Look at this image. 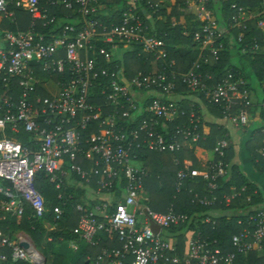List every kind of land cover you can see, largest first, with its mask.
Masks as SVG:
<instances>
[{
  "label": "built area",
  "instance_id": "2783aa9c",
  "mask_svg": "<svg viewBox=\"0 0 264 264\" xmlns=\"http://www.w3.org/2000/svg\"><path fill=\"white\" fill-rule=\"evenodd\" d=\"M142 1L128 0L125 10L121 8L119 23L108 27L95 18L103 8L101 0H0V16L4 19H13L9 8L13 7L29 13L33 20L27 31L4 33V47L0 49V181L11 185L10 188L0 186V195L4 198L0 211L20 219L27 204L35 217L41 219L47 210L35 188V176L45 174L56 188L63 178L74 176L83 186H90L96 180V194L109 199L91 209L76 206L78 239L71 242V249L77 252L81 245L96 248L101 234L117 237L121 245L119 249H102L94 264H236L239 256L253 252L262 255L263 206L240 212L242 219L237 222L240 229L231 236V252L223 251L216 241L201 238L193 231L185 232L183 251H180L177 238L167 234L185 225L189 218L172 210L160 214L148 206L143 186L147 172L132 166L133 151L175 154L191 150L205 140L194 108L190 106L185 111L170 99L176 80L220 108V121L236 132L246 129L256 118L261 120L259 113L254 116L247 113L252 104L250 94L241 88V82L232 83L231 76L208 86L193 69L176 75L166 73L162 66L159 71L137 73L127 79L123 69L111 67L115 59L137 50L156 61H163L167 56L164 42L150 35L145 24L153 25V16L161 7L145 1V8L139 9ZM59 6L81 19L77 26L64 25L55 33L37 34L34 22H42L41 26L47 27L56 20L52 16L47 22L49 8ZM206 6L207 0H186V10L201 23L193 41L200 51H207L216 60L223 50L219 40L224 31L219 29ZM231 9L236 11L233 26L242 31L248 19L264 15V0L255 14L235 5ZM258 27L264 30V18ZM93 88H100L105 99L103 107L93 104ZM13 90L19 92L16 98ZM147 98H152L145 110L149 119L142 120L138 129L122 126L118 118L135 121L137 115L131 112ZM161 98L170 101L162 102ZM259 107L264 110V101ZM105 108H111V113L103 116ZM179 118H186L188 125L177 126L173 134L155 131L160 120L171 123ZM92 125L96 133L82 140V133ZM20 128L30 136L25 146L6 137L7 130L17 134ZM260 134L264 140V130ZM229 138L228 133L216 140L211 158L201 169L177 171L176 193L188 180L200 178L207 194L195 193L192 203L206 207L217 202L218 181L230 176L229 167L223 163L230 147ZM258 155L264 161V148ZM122 183V201L110 209L111 192ZM246 190V187L231 188L223 196L225 206ZM246 202H251V196ZM53 215L54 222L60 220L62 210L53 209ZM200 222L213 224L209 218ZM16 263L45 264L46 260L30 237L12 240L0 231V264Z\"/></svg>",
  "mask_w": 264,
  "mask_h": 264
},
{
  "label": "trees",
  "instance_id": "16d2710c",
  "mask_svg": "<svg viewBox=\"0 0 264 264\" xmlns=\"http://www.w3.org/2000/svg\"><path fill=\"white\" fill-rule=\"evenodd\" d=\"M128 0H109L105 3L101 0L103 8L96 15V19L102 24L117 25L119 23V14L121 8L127 7ZM145 1L159 4L158 9L153 16V25L149 22L145 24L149 27L148 33L160 38L165 44V52L167 54L163 61L155 60L151 55H147L137 50L134 54L122 56L120 59H115L112 66H117L123 69L124 76L131 79L137 73L148 74L153 70L159 71L162 66L165 67L166 73H175L176 75L184 74L190 69L195 70L208 86L216 85L222 80L231 76L232 83L241 82V88L246 89L250 94L251 105L246 109L251 116L259 113L261 127L250 132L248 140L245 143V151L251 160L254 171L260 176L258 181L252 180L243 173L241 166L236 160V143L229 138L230 147L226 152L223 163L229 167V178L218 181L219 190L215 192L217 202L212 206H200L197 202L192 203L195 193L199 196L206 195L205 185L200 178H192L188 180L184 188L179 193L175 191V175L178 170L183 168V160L188 159L196 167L195 151L197 149H205L207 152H212L217 139L224 137L229 131L222 126L214 123H205L202 119V112L199 104L192 101L191 98H198L207 111L215 118L221 119V109L209 104L202 94H196L187 89L180 81H175V88L170 98L178 106L185 111H188L190 106L194 108V112L199 119V131L205 136L204 141H200L191 150L182 151L175 154L156 153L147 150H134L131 164L135 167L142 168L147 172V177L144 179V189L148 195V206L155 212L166 214L172 210L176 214L185 215L189 221L182 226L173 228L167 234L168 236L176 237L180 251H183L184 243L183 236L187 231L199 233L201 238H208L210 241H216L220 248L225 252H231L230 240L231 236L238 232L240 227L237 225L238 220L242 219L241 211L248 210L252 206L264 207V161L258 155V151L264 148L263 136L260 134L264 130V110L259 107L264 101V30L258 27L260 20L264 18L263 14H257L252 19L244 23L245 29L240 31L233 26L232 18L236 16V11L231 9L233 5L243 8L255 14L259 12L262 0H207V9L213 14L221 31L225 32L219 43L222 44L223 50L218 53V58L214 60L209 57V53L205 50L200 51L199 45L193 41V35L199 30L200 22L194 20V16L186 15V0H143L141 8H145ZM162 3V4H161ZM13 12L16 28L20 31H27L33 20L31 15L20 9L9 7ZM169 9V12L167 11ZM54 16L56 20L43 28L42 22L35 21V31L37 34L48 35L50 31L55 33L64 25H70L74 28L80 22L78 16H72L71 13L59 6L57 9L49 8L47 22ZM182 18V22L180 20ZM14 26L9 24L7 19L0 22L1 31H14ZM224 28V29H223ZM171 61L174 66H171ZM209 77V79H208ZM101 82H104L101 79ZM91 93L94 95L93 104L103 107L105 104L104 96L101 95L100 88H93ZM13 94L19 92L13 90ZM38 94L42 95L41 90ZM156 95V94H155ZM155 97V96H153ZM168 98H161L162 102H169ZM152 101V98H147L138 104L137 110L131 112L137 115L135 121L129 119H119V123L131 129H138L142 120H148L149 115L145 112L147 106ZM141 109V112L138 111ZM111 113V108L103 110V116ZM188 125L186 118H179L171 123L160 120L155 128L157 133L173 134L177 126ZM95 126H91L87 131L82 133V140L90 134H95L93 131ZM246 130V129H245ZM7 136L13 141L25 146L29 139V135L25 134L20 128L18 134H12L7 130ZM244 143V142H243ZM176 160V164L175 161ZM194 168V169H195ZM72 181L78 180L72 176ZM68 179L63 178L60 186L56 188L55 184H51L48 178L43 173H38L35 176V188L44 199L46 214L43 218L35 217L33 210L24 204V213L20 220L15 218L10 219L8 215H4L0 211V230L12 239L13 233H26L34 243L38 251L46 257V249L43 250L44 228L43 223L56 224L54 232H50V237L53 242H69L78 239L74 232L76 228L79 214L75 211L76 206L86 207L83 194L84 188L75 189L68 185ZM7 187L11 185L7 182H1ZM96 180H93L91 187H95ZM240 189L246 187V191L241 193L240 197L233 200L229 206H225L223 196L230 193L231 188ZM124 183L115 186L111 192L113 200L111 201L110 209L122 201L124 193ZM251 196V202L248 204L246 198ZM0 199L2 197L0 196ZM100 204L96 202L89 206ZM60 208L62 215L60 220L53 221V209ZM205 218H209L213 224H205L200 222ZM195 220H199L195 222ZM55 243V244H56ZM47 245V244H46ZM121 247L117 237L109 238L103 235L102 242L96 248H91L86 245H81L76 253H78L77 264H94L97 255L102 249H119ZM90 257V261L86 262V258ZM56 262L55 264H57ZM25 264V263H16ZM236 264H264V253L258 254L253 252L248 256H239Z\"/></svg>",
  "mask_w": 264,
  "mask_h": 264
},
{
  "label": "crops",
  "instance_id": "0c3cea01",
  "mask_svg": "<svg viewBox=\"0 0 264 264\" xmlns=\"http://www.w3.org/2000/svg\"><path fill=\"white\" fill-rule=\"evenodd\" d=\"M7 1V0H6ZM21 11H24V10H21ZM167 11L169 12V9H167ZM185 14L186 15H190V13H189V11H187L186 9H185ZM247 17V16H246ZM4 18L3 17H1L0 16V22H1V20H3ZM180 20H181V22L183 21L182 20V18H180ZM249 20V19H248ZM8 22H9V24L11 25H13L15 28H14V31H1L0 30V49H2L3 47H4V37H3V35H4V33H12V34H14V33H18V32H20V33H22V32H24V31H20V30H18L17 28H16V24H15V21H14V17H13V19H11V20H7ZM224 29V28H223ZM224 32L227 34V36L229 35V37H230V34L228 33V31H225V29H224ZM13 96L15 97L16 95L15 94H13ZM18 96V95H17ZM16 98V97H15ZM192 99V101H194V102H196L197 104H199V106H200V108H201V112H202V119H203V122H205V123H216V124H218L219 126H222V127H224L225 129H227V131H229L228 133H229V137H230V140H232V138H233V135L234 134H238L237 135V140H235V138H233V141L236 143V148H235V150H236V162L238 163V164H241V162H239V158L241 157L240 156V153H241V148H243L244 149V152H245V155H246V157H247V160H248V162H249V164H250V169H251V173H252V175L253 176H251V174L250 175H248L247 174V172L246 171H244L243 173H244V175L245 176H247V177H249V178H251L252 180H254V177L255 176H257V178L258 177H260L255 171H254V169H253V167H252V164H251V160H250V158H249V156L247 155V153H246V151H245V143H246V140L248 139V137H249V134H250V132H249V134L247 135V132H243L242 134H239L238 132H236L235 130H233V129H231L229 126H227V124L225 125L222 121H220L219 119H217V118H215L213 115H211V113L209 112V111H207V108L203 105V103L198 99V98H196V97H193V98H191ZM256 121H259V119H254V121L252 122V123H250V125H252L253 123H255ZM260 122V121H259ZM247 129V128H246ZM9 131V130H8ZM10 132V131H9ZM10 133H12V134H15V133H13V132H10ZM19 133V132H18ZM17 133V134H18ZM16 135V134H15ZM6 137H8L7 136V132H6ZM8 138H10V137H8ZM11 139V138H10ZM244 142V143H243ZM195 158H196V167L198 168V169H201V167H203L204 165H205V163H206V161L207 160H209L210 158H211V152H207L205 149H197L196 151H195ZM133 166V165H132ZM136 167V166H135ZM138 167H140V166H138ZM183 168H190V169H194L195 168V165H194V167H193V163L191 162V161H189L188 159H184L183 160ZM196 169V168H195ZM66 179H68L67 181V183H68V185H70V187H74L75 189H78V188H84L85 189V192H84V194H83V197H81V199H83V201H84V203H86V207H89V206H91V204H94V203H96V202H99V203H101L103 200H108L109 199V196H106V195H103V196H99V195H97L96 194V189H93V187H91V185L90 186H83L82 184H80L79 182H76V181H72V179H71V177H68V178H66ZM3 183V181H0V183ZM0 186H3V187H6V188H10V187H7V186H5L4 184H0ZM1 196V195H0ZM2 197V196H1ZM2 199H4L3 197H2ZM2 200L0 199V202H1ZM4 215H8L9 217H10V219H13V218H15V217H12V216H10L8 213H5V212H2ZM22 217V216H21ZM16 219V221H18V220H20V219H18V218H15ZM77 224H78V222H77ZM43 228H44V241H43V245H42V247H43V250H44V247H45V251H46V254L47 255H45L46 257H44L45 258V260H46V263L45 264H55L56 262H58L57 264H77L78 263V261H77V259H78V253H76V252H74L72 249H71V247H70V244H71V242H73L72 240L71 241H69V242H67V243H65V242H61L60 240H59V243H56V242H53L52 241V238L50 237V232H51V228H54V231H55V229H56V224H50V223H46V222H44L43 223ZM77 230V225H76V228L74 229V232ZM1 231V230H0ZM2 232V231H1ZM3 233V232H2ZM4 234V233H3ZM5 235V234H4ZM106 235V234H105ZM21 236H27V237H29L26 233H23V232H16V233H13V235H12V240H16V239H18L19 237H21ZM100 238H101V242H102V239H103V234H101V236H100ZM109 238H111V237H109ZM31 239V238H30ZM74 241H76V240H74ZM100 242V243H101ZM56 243V244H55ZM47 244V245H46ZM37 249V248H36ZM38 250V249H37ZM40 252V254L42 255V253H41V251H39ZM100 254V253H99ZM98 254V255H99ZM97 255V256H98ZM97 258V257H96ZM91 259H90V257H87L86 258V262H88V261H90Z\"/></svg>",
  "mask_w": 264,
  "mask_h": 264
},
{
  "label": "rangeland",
  "instance_id": "374dc122",
  "mask_svg": "<svg viewBox=\"0 0 264 264\" xmlns=\"http://www.w3.org/2000/svg\"><path fill=\"white\" fill-rule=\"evenodd\" d=\"M162 4V3H161ZM261 127V122H259V121H256L255 123H253L252 125H248V127H247V129L245 130H238L237 132L239 133V134H242L243 132H247V135L249 134V132L250 131H253V130H255V129H257V128H260ZM237 135L238 134H234L233 135V138H235V140H237L238 138H237ZM248 140V139H247ZM246 140V141H247ZM241 153H240V158H239V162H241V164H239L240 166H241V168L244 170V171H246L247 172V174L248 175H250L251 174V176H253L252 175V173H251V169H250V164H249V162H248V160H247V157H246V155H245V152H244V149L243 148H241ZM243 171V172H244ZM245 173V172H244ZM246 174V173H245ZM258 179H259V177L257 178V176H255L254 177V180L257 182L258 181ZM51 230V232H54V228H51L50 229Z\"/></svg>",
  "mask_w": 264,
  "mask_h": 264
}]
</instances>
